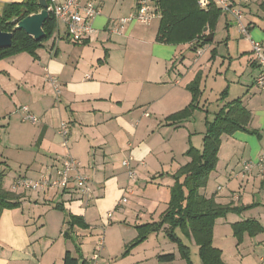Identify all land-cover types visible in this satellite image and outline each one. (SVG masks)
I'll list each match as a JSON object with an SVG mask.
<instances>
[{
	"label": "crops",
	"instance_id": "1",
	"mask_svg": "<svg viewBox=\"0 0 264 264\" xmlns=\"http://www.w3.org/2000/svg\"><path fill=\"white\" fill-rule=\"evenodd\" d=\"M24 1L0 0V15L7 5ZM136 1L95 0L101 9V15L94 21L96 33L84 43L74 44L65 37V32L60 31L55 32L50 41L38 50L37 60L28 53L0 59V73L8 78V81L3 80L0 83V116L5 117L8 114L15 116L17 103L24 102L22 107H27L39 120L33 125L40 126L34 128L30 139H26L28 141L27 145L24 142L26 146L21 143H9L8 147L17 151H12V154L18 156L0 154V163L3 165L0 172L5 171L4 174L7 175L11 163L15 162L16 165H21L22 169L26 168V172L38 173L44 163L48 166L54 165L66 154L83 163L87 162L90 167L94 165L89 169L95 179L92 181L94 199L88 208L84 207L83 200L77 192L59 191L69 197L68 201H65V196L58 202H55L53 197H44L42 204L46 208L39 216L40 218L46 216L48 224L62 232L67 228L77 232L83 238L82 246L78 248L79 255L87 261L94 255L97 245L90 253L85 252L82 247L93 244L92 240L96 235L98 237L103 235L104 231H99L101 225L106 227L117 214L124 218L119 224L125 225L123 223H126L125 218L127 219L129 211L124 206L126 201L130 203L131 200V204L141 207V211L147 214L155 211V208L159 210L162 203L159 197L152 199L136 193V188L140 186L138 185L140 180H137L138 173L142 174V177L145 174L147 177L152 172L159 173L158 170L163 168L164 164L161 154L154 147V138H150V132L155 135V130H159L160 134L166 126L162 120L159 122L152 120V115L143 107L160 99L158 93L161 88L174 91L176 87L170 89L171 85L180 86L181 83L175 80L174 84H168L164 80L165 73L157 80L155 72H151L143 65L155 60L173 61L180 47L157 41L156 35L161 20L158 18L155 29L157 31L152 34L153 40L142 42L151 48L144 47L140 52L131 53L128 48L131 38L127 36L131 34L129 33L131 29L125 34L123 33L125 29L122 34L112 33V29L115 28L113 24L115 21L118 22L135 10ZM231 1L238 3L239 0ZM263 3L264 0H250L243 7L251 39L262 44H264V13L261 10ZM222 20L227 31H230V26L237 25L232 15L222 12L212 34L213 40ZM209 33V30L205 32L207 37ZM247 43L250 44L249 54L242 59H247V63L254 69L259 68L253 60L251 41L247 39ZM183 46L196 49L198 44L194 42ZM193 60L196 62L195 58ZM256 71L251 72V83L247 82L246 89L242 88L236 98L235 96L233 99L230 98L232 96L230 89L229 94L227 92L225 95L222 94L225 100H220L219 103L220 110L224 105L240 99L252 114L249 129L256 133L238 131L231 136H222L219 160L213 173L225 177L226 187L218 186L217 191L211 194L206 188L204 194L208 197L216 195L218 202L224 205L251 208L240 213H232L233 224L252 219L264 227V193H261L260 199L258 198L260 195L256 197L254 194V191L264 190V180L257 168L251 173L242 174L246 162H257L264 154V92L255 84L261 70L259 68ZM51 78L56 79L60 95L56 94ZM62 121L69 123L70 136L75 140L73 148L69 151L64 149L62 139L58 135ZM7 125L10 126L9 123ZM176 127L182 128L183 125L178 124ZM125 138L126 142L123 143ZM94 146L97 153L93 155ZM130 157L134 159L135 179L129 178L123 166V161ZM119 162L122 163L121 168L124 169L125 175L117 172L119 167L116 166ZM172 175L171 173L160 179L170 180L167 186L170 189L174 185ZM142 181L147 182L145 178ZM161 186L165 185L159 187ZM222 191L226 192L220 195ZM14 194L20 206L5 210L0 218V264H63L67 251L73 254L75 252L74 255L78 257L76 245L74 248L64 245L55 253L42 251L39 247L41 237L35 235L34 227L32 228L33 216L27 211L26 206L27 201L39 206L41 200L28 196L27 192ZM57 205L63 208L65 216L62 212L54 211ZM118 210L122 212L117 213ZM247 211L258 213L255 214L257 216H247L245 214ZM68 214L82 217L87 228L78 226L70 228ZM252 239H257L259 247L264 248V233ZM122 245L121 248L124 246ZM126 245L128 243L125 242ZM103 251L104 248L100 264H117L115 263L117 254L114 256L110 253V258L106 259ZM258 260L259 264H264V250H261Z\"/></svg>",
	"mask_w": 264,
	"mask_h": 264
},
{
	"label": "rangeland",
	"instance_id": "2",
	"mask_svg": "<svg viewBox=\"0 0 264 264\" xmlns=\"http://www.w3.org/2000/svg\"><path fill=\"white\" fill-rule=\"evenodd\" d=\"M243 22L246 24L245 19ZM260 23L261 22H259V24ZM157 25L158 22L156 19L154 24L150 27L135 23L125 26V31H123L124 34L131 29V32H129L131 34L127 35L131 38L128 47L131 53L140 52L144 47L151 48L148 45L145 46L142 42L153 40L154 37L152 34L157 31L155 30ZM64 29V26H61V32H64ZM55 32L57 33L56 30ZM50 39L51 38L45 43H48ZM175 46H179L180 48H178L179 51L176 57L172 59L173 61L159 62L155 60L143 65L149 68L151 72H155V79L157 80L165 73L164 80L168 84H174L175 80H179L181 83L180 86L171 85L170 89H175L176 87L174 91H169L168 88H161L158 93V98L160 99L155 103L143 107L152 115V120L158 122L162 120L166 126L160 134L159 130H155V135L150 132V138H154V147L158 149L159 154H161L164 164L163 168L158 170L159 173L152 172L151 175L147 177L146 174L142 177V174L139 175L138 173L137 180H140L138 184L140 186L136 188V193L137 195L152 199H158L159 197L162 202L161 205H159L160 208L159 210L155 208V211L148 212L147 214V212L141 211V207H136L134 204H131V200L130 203L126 201L124 206L129 209V211L127 213V219L125 218L126 223H123L125 225L119 224L121 222L120 220H124V218L120 216V214H117L112 221L110 220L106 227L101 225V230L99 231H104L103 235L101 237L96 235L95 239L92 240L94 245L90 243L82 247L85 252L90 253L94 246L98 245V242L102 239L105 243V252L103 251L104 258H110V253L114 254V256L117 254L118 258H115V263L117 264H189L188 260L181 256L178 245L170 239L168 231L166 230L169 225H162L171 194L170 188L167 187L168 184H170V180L161 181L160 179L171 173L174 175L183 165L189 162L186 153L190 147L193 146L200 150L203 148V139L207 130V122L212 121L214 119V114L219 111V103L221 102L220 99L222 94L224 92L229 94V90L231 89L232 96L230 98L233 99L234 96L236 98L237 94H240L242 91V88L246 89L245 84L247 82H249V84L251 83V72L259 69H254L247 63V59H242L249 54L248 49L250 48V44L247 43V37L241 34L237 25L230 26V31H227V29L224 28V20H222L216 32V37L212 42L204 46L198 45L196 49L189 48L188 46L184 47L183 44ZM198 52H201V55ZM194 58L196 62H194ZM0 74V83L3 80L8 81L5 74ZM193 85L198 86L200 93L195 102L197 106L191 108L193 93L190 87ZM165 90L167 92H165ZM23 104L25 103H17L15 116L11 114L5 115V117L0 116V154L5 153L9 156L12 155L17 157L18 155L12 154V151H17L12 147H8L9 143H21L24 145L26 143L27 145L28 141L26 139L31 138L34 128L37 129V127H40L34 126L30 121L26 120L27 115L23 112ZM189 108H191V115L181 121L180 124L183 125L182 128H175V125L178 124L169 125L167 121L168 117L186 111ZM140 109H142V107ZM7 123H9L10 126H8ZM145 138L147 139L146 135ZM125 140L126 138L123 139V143L126 142ZM74 143L75 140H72L70 136L69 146L64 149L69 151L73 148ZM94 149L93 155L97 153V148L95 146ZM79 162L82 165L81 173L88 176L91 182L94 181V176L91 175V170H89L94 165L90 167L87 162L83 163L80 160ZM121 164L120 162L117 164L116 167H119L117 172L120 175H125L124 169L121 168ZM10 166L11 169L10 171L7 169V175L4 174L5 171L0 172L1 188L11 193L20 194L24 191L15 187L16 180L20 177L37 180L48 165L44 163V165L40 167L41 170L38 173L32 171L26 172V168L22 169L21 165H16L15 162L13 164L11 163ZM1 167H3L2 163H0V168ZM19 175L21 176L18 177ZM143 178H145L148 183L143 182ZM145 185L147 187H145ZM160 185L165 186L159 187ZM218 186L226 187L225 177H220L216 173H212L209 177L207 192L210 194L216 192ZM159 188L162 189L159 190ZM26 192L28 196H32L35 199L40 198L41 200L39 206H36L34 202L29 203V201H27L26 206L27 211L33 216L32 228L34 227V231L36 232L35 235L36 237H41L39 247L42 251L45 253H55L58 248L61 249L64 245L71 246L72 248H74L75 245L78 248L82 246L83 238H81L77 232H72L68 228L62 232L59 228H53L51 224H48L46 216L39 217L40 214L44 213V209L46 208L42 204L44 197H53L55 202H58L62 199V196H65V201H68L67 199L69 197H66L67 195H63V193L53 189L47 190L46 193H37L34 191ZM224 192L226 191H222L220 195L225 194ZM261 193H264V190L262 192L259 190L257 192L254 191L256 197L260 195L258 197L259 199L262 195ZM250 209L251 208L247 210ZM54 211L60 213L64 212L61 209H56ZM120 211L122 212V210L116 212L119 213ZM247 212L245 213L247 216H257L255 214L258 213V211ZM231 217L232 214H228L225 218H219L216 221L213 232V245L222 250L223 260L227 264H259L258 258L261 255V250H264V248L259 247L260 244L257 243V239L253 240L247 234L243 237L241 242H238L231 225V223L233 224L234 222ZM154 223L160 224L162 228L149 235L148 238L140 244L134 245L138 238L137 227ZM67 234H69V236H66ZM175 234L185 245L190 247V262L199 264V248L195 242L186 235L181 228H177ZM85 241L87 242L88 240L85 239ZM125 242L128 243V245L125 246ZM121 245L123 246L122 248ZM166 254H174L176 257L175 260L172 262H160L158 259L159 256Z\"/></svg>",
	"mask_w": 264,
	"mask_h": 264
},
{
	"label": "trees",
	"instance_id": "3",
	"mask_svg": "<svg viewBox=\"0 0 264 264\" xmlns=\"http://www.w3.org/2000/svg\"><path fill=\"white\" fill-rule=\"evenodd\" d=\"M209 1L208 7L202 8L200 0H156L157 10L161 16L157 41L169 45L195 42L204 46L210 43L206 41L207 35L204 29L208 28L209 34H213L223 11L217 6L216 0ZM261 10L264 13V3L261 5ZM40 11L38 0H25L23 3L9 4L5 7L0 15V30L7 33L13 32L14 39L10 49L0 50V59L21 53H28L35 60L39 58L38 50L55 33L57 25L54 17L50 16L45 22L46 38L41 42H36L24 31H15V28L18 21ZM190 90L193 93L192 108L197 106L195 102L200 89L193 85ZM225 94L226 92L223 93V95ZM220 100H225V97ZM191 108L168 117L169 125L180 124L184 118L191 115ZM251 120V112L240 99L224 105L215 113L214 120L207 122L203 148L200 150L193 146L190 147L186 153L189 162L172 175L174 185L170 189L171 198L162 225H169L165 229L168 231L170 239L178 245L181 256L188 260L189 264H193L190 262V247L185 245L175 234L177 228H181L198 246L199 264H227L223 260L222 250L213 245L216 221L219 218H225L228 214L243 212L250 207L224 205L218 202L216 195L208 197L204 191L207 188L210 175L216 170L218 164L222 136H231L238 131L256 133L249 129ZM19 206L17 196L3 190L0 185V218L5 210L15 209ZM56 208L63 210L59 205ZM68 225L70 228L75 226L87 228L82 217L72 214H68ZM160 228H162L161 225L155 223L137 227L138 238L134 245L140 244ZM232 228L238 242H241L246 234L253 238L264 233V227L252 219L234 223ZM76 253L78 257L71 251H67L63 264H89V261L79 255L78 247ZM175 258L174 254H166L159 256L158 259L160 262H172Z\"/></svg>",
	"mask_w": 264,
	"mask_h": 264
},
{
	"label": "built area",
	"instance_id": "4",
	"mask_svg": "<svg viewBox=\"0 0 264 264\" xmlns=\"http://www.w3.org/2000/svg\"><path fill=\"white\" fill-rule=\"evenodd\" d=\"M50 15L56 21V31H61V26H64L65 37L74 44H81L87 41L96 33L94 21L101 15V9L94 0H47ZM217 6L225 13L232 15L241 32L247 39L251 41L252 56L256 65L260 68V73L255 79L256 86L264 92V44L251 39L248 26L244 20V5L250 0H239L238 3L231 0H216ZM209 0H200V7L207 8ZM161 18L156 0H137L135 10L118 22H114L115 28L112 33L122 34L125 26L128 24L151 25L156 19ZM201 55V52H198ZM89 78V77H88ZM51 82L55 88L56 94L60 95L61 91L57 86V81L51 78ZM26 113V120L32 124L39 122L38 118L30 113L27 107L23 108ZM58 135L62 139V145L65 148L69 146L70 129L67 122L62 121L58 128ZM134 159L123 161V166L126 168L130 179L136 178V171L133 166ZM81 163L73 158L70 154L58 159L54 165H49L42 172L39 179H28L20 177L15 182V187L26 191H34L37 193H46L47 190L53 189L58 191H75L77 192L88 208L94 199L93 187L91 179L81 173ZM255 168L259 170L261 177L264 180V154L257 162H246L242 168V174L251 173ZM111 217V215H109ZM104 248V242L101 240L97 245L96 251L89 264H100L101 253Z\"/></svg>",
	"mask_w": 264,
	"mask_h": 264
},
{
	"label": "water",
	"instance_id": "5",
	"mask_svg": "<svg viewBox=\"0 0 264 264\" xmlns=\"http://www.w3.org/2000/svg\"><path fill=\"white\" fill-rule=\"evenodd\" d=\"M38 5L41 11L36 14H32L23 20L18 21L15 31H24L29 37H31L36 42H41L46 38V33L44 31V24L50 18V13L47 10L48 1L38 0ZM17 21V20H16ZM208 28L204 29L207 32ZM14 33H7L0 30V50L10 49L13 45ZM213 35L210 34L206 38V41H212Z\"/></svg>",
	"mask_w": 264,
	"mask_h": 264
}]
</instances>
